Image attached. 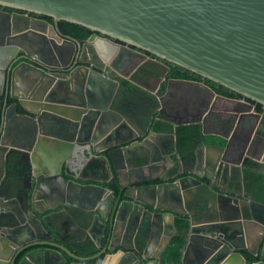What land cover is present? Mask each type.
<instances>
[{
	"label": "water",
	"instance_id": "95a60500",
	"mask_svg": "<svg viewBox=\"0 0 264 264\" xmlns=\"http://www.w3.org/2000/svg\"><path fill=\"white\" fill-rule=\"evenodd\" d=\"M0 5L15 10L0 33V264H264V0ZM61 20L93 33L64 35ZM125 52L163 68L145 73L154 87L114 65ZM164 61L202 80L167 78ZM174 80L247 109L167 104ZM149 135L161 139L149 146ZM140 160L157 176L111 188L119 162Z\"/></svg>",
	"mask_w": 264,
	"mask_h": 264
},
{
	"label": "crops",
	"instance_id": "0c3cea01",
	"mask_svg": "<svg viewBox=\"0 0 264 264\" xmlns=\"http://www.w3.org/2000/svg\"><path fill=\"white\" fill-rule=\"evenodd\" d=\"M41 29H44L45 31H47L48 33H52V30L50 27L48 26H44L41 25L40 27ZM172 85L170 87V91L173 93H181V92H186V93H192V94H196V93H205L208 94L209 96H211V103L214 104V110L218 111L220 114H222L224 117L229 116V111L228 110H232L236 107H241L242 110L247 109L244 106H240L238 105L236 102L228 100L227 98H222V97H216L215 95H211V93L203 86H201L200 84H196L194 82H190L187 80H174L172 81ZM184 104V103H183ZM185 105V104H184ZM219 129L222 130V128L225 130H228V128H224L222 126L218 127ZM213 129V127L211 126V124L207 125V130H211ZM234 135L232 134V131L230 132V137H233ZM147 138L151 141H148V145L150 146L152 143V141L154 140H159L161 139L159 136H152L149 135L147 136ZM165 142L166 145L171 146L175 143V138L173 136V134H167L165 137L162 138ZM138 151V153L140 152H144L147 151L145 148H136ZM164 152H166L164 150ZM131 157V155H130ZM264 159V155H260V162H263ZM262 167L264 170V162L262 163ZM158 173H155L152 168L151 165L147 162L142 161H131L130 163H126V162H119V164L117 165L116 170H112V180H114V182H116L117 186H120L121 183L123 184H127V183H133V182H140V184L143 183H148L150 181H148V179L154 178V176H157ZM163 212H166L167 214H165L164 216V222L165 223H169L171 224L172 222H174V218H172L171 215H169L168 210H163ZM147 226V225H146ZM151 230L153 229V226H151L150 228ZM66 255V254H65ZM69 261H71V257L66 256Z\"/></svg>",
	"mask_w": 264,
	"mask_h": 264
},
{
	"label": "flooded vegetation",
	"instance_id": "af4514ba",
	"mask_svg": "<svg viewBox=\"0 0 264 264\" xmlns=\"http://www.w3.org/2000/svg\"><path fill=\"white\" fill-rule=\"evenodd\" d=\"M14 11H15L14 9H11V8H8V7H4V6H1L0 5V33H1L2 29L5 27L6 23L8 22V20L10 18V13H13ZM40 18L41 19H45L43 17H40ZM36 25L40 28L41 25H44L45 26L46 24L44 22L40 21V22L36 23ZM59 30H60V28H59ZM62 33L64 35H69V34H66L64 32H62ZM92 33L93 32H91L90 35ZM69 36H71V35H69ZM87 38L81 39V41L82 42H86ZM118 54H117V57L114 59V62H113L114 65L116 67H118L119 70H121V72H123L125 74V76L128 79H131L132 81L138 80L142 84V82H144L146 80V78H147L146 75H145L146 72L161 73L163 71V68L161 66H158L156 64H151L149 62H145L144 63L143 58L140 57V56H138V55H132V54H129L128 52H125L123 54V56L118 55ZM147 54L150 55V56H152L149 53H147ZM73 62H74V60L72 59V61L70 63V66L73 65ZM165 63H167V64L170 65V70H169V72L167 74V78H170L169 73H171L172 71H174V68L177 65H173V64H170L168 62H165ZM76 65H78V64H76ZM180 69H181V72L185 70V69H183L181 67H180ZM174 78H176V77H174ZM177 78H181V77H177ZM186 79H190V78H186ZM193 80L200 81V80H202V78L200 77V79H193ZM205 82L208 85H210L207 82V80H205ZM172 83L173 82H170V87H171ZM155 84H156V80L153 79L150 83H149V81L148 82L146 81V83H143L142 85H143L144 88H149L150 86L154 87ZM210 86L215 90V87H213L212 85H210ZM163 87H165V84H162V82H161L160 83V88L162 89ZM5 90L6 89H5V86H4L2 88V94H0V102L3 103V104L5 102ZM196 100H199L200 102L206 101V100L211 101V96H209L208 94H205V93H196V94L186 93V92L173 93L171 91H169V93L166 96H164V101L167 104L170 103V102H173V101H181L184 104L185 103L188 104L191 101H196ZM14 101H15V99H13L10 96H8V98H7V105L12 106V103ZM258 105L259 104L254 103V109H255V111L263 112L264 111V106L261 105V110H259V106ZM235 136H234V138H235ZM45 141L46 142H49L47 140H44V142ZM18 158L19 157H17L16 159H14L15 162L18 161ZM110 183H111V188H114L115 190H119L120 187H121V186H117V184H116V182H114V180L111 181ZM94 253L92 252L89 255H92ZM66 256L71 257V256H69L67 254H66ZM71 261H75V259L72 258Z\"/></svg>",
	"mask_w": 264,
	"mask_h": 264
},
{
	"label": "trees",
	"instance_id": "16d2710c",
	"mask_svg": "<svg viewBox=\"0 0 264 264\" xmlns=\"http://www.w3.org/2000/svg\"><path fill=\"white\" fill-rule=\"evenodd\" d=\"M40 17L45 18L46 20H48L49 22H53V19L49 16H45V15H41ZM58 26L60 28V30L66 34H69L77 39H85L87 38L90 33L92 32L90 29L81 26L79 24H75V23H71L68 21H64L61 20L58 22ZM170 77H181V78H190V79H200V76L197 74H194L193 72H190L188 70H184L181 72V69L179 66H175L174 71H172L171 73H169ZM207 82L212 85L213 87H215V90L217 93L225 95V96H229V97H235V98H241L242 96L230 89L225 88L222 85H219L215 82H212L210 80H207ZM259 106V110H261V104L258 105ZM185 127H182L180 129H184ZM189 131L193 134H197V128L195 126H191L188 128ZM176 225L177 228L179 230L185 228L186 224L181 222V221H177L176 220ZM176 244L174 246H172L170 248L169 251H171L174 254V257L176 259V261L179 259L180 253H179V247H180V243H181V238L177 237L176 238Z\"/></svg>",
	"mask_w": 264,
	"mask_h": 264
}]
</instances>
